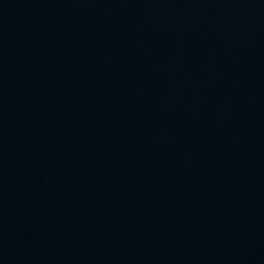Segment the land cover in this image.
I'll return each mask as SVG.
<instances>
[{"label":"water","instance_id":"1","mask_svg":"<svg viewBox=\"0 0 264 264\" xmlns=\"http://www.w3.org/2000/svg\"><path fill=\"white\" fill-rule=\"evenodd\" d=\"M0 264H264V0H0Z\"/></svg>","mask_w":264,"mask_h":264}]
</instances>
